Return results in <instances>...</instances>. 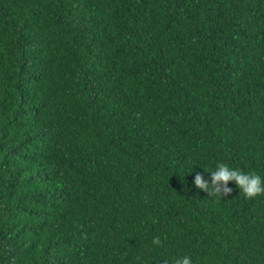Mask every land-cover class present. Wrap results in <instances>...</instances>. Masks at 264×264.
<instances>
[{
	"label": "trees",
	"instance_id": "1",
	"mask_svg": "<svg viewBox=\"0 0 264 264\" xmlns=\"http://www.w3.org/2000/svg\"><path fill=\"white\" fill-rule=\"evenodd\" d=\"M220 163L264 180V0H0V264H264Z\"/></svg>",
	"mask_w": 264,
	"mask_h": 264
},
{
	"label": "clouds",
	"instance_id": "2",
	"mask_svg": "<svg viewBox=\"0 0 264 264\" xmlns=\"http://www.w3.org/2000/svg\"><path fill=\"white\" fill-rule=\"evenodd\" d=\"M229 181H234L235 185L243 193L246 199L254 198L264 194V180L256 173H242L234 170L224 163H220L215 171L211 172V182L204 180L201 174L194 178V184L197 188L203 189L207 195H228L232 189L228 187ZM161 243L159 237L153 238V244ZM164 264L166 262L164 261ZM175 264H192L190 257L184 256L175 261Z\"/></svg>",
	"mask_w": 264,
	"mask_h": 264
}]
</instances>
